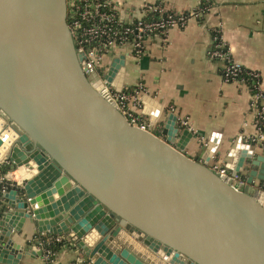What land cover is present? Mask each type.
I'll list each match as a JSON object with an SVG mask.
<instances>
[{"label":"water","instance_id":"1","mask_svg":"<svg viewBox=\"0 0 264 264\" xmlns=\"http://www.w3.org/2000/svg\"><path fill=\"white\" fill-rule=\"evenodd\" d=\"M66 11V0H0V160L28 172L2 194L0 249L28 251L19 233L29 227L30 251L34 233L64 234L81 264H264V205L253 189L264 154L233 139L223 164L247 176L237 190L184 153L191 132L178 131L173 113L164 137L131 124L84 74ZM126 64L113 57L105 75L117 90ZM153 104L142 96L152 122ZM218 142L215 133L208 157Z\"/></svg>","mask_w":264,"mask_h":264},{"label":"crops","instance_id":"2","mask_svg":"<svg viewBox=\"0 0 264 264\" xmlns=\"http://www.w3.org/2000/svg\"><path fill=\"white\" fill-rule=\"evenodd\" d=\"M133 15L140 14L144 3L163 4L168 10L188 11L200 5L207 11L198 17H191L182 27H173L163 37L153 38L145 47L149 57L148 67L141 69L139 63L127 58L122 75V85L134 91L141 84L146 94L154 101L158 116L152 122L151 116L141 114L146 129L164 137L162 129L167 116L173 113L178 117L186 116L191 122V136L183 151L191 158L206 160L210 163L226 161L225 154L238 135H254L252 124L254 111L251 106L249 84L225 81L221 75V63L209 57L213 35L219 33L221 40L230 51L233 60L245 69L256 70L261 76L264 90V0H126ZM127 6V7H128ZM126 11H119L123 20H129ZM128 46L119 47L114 56L126 53ZM170 106L172 108L170 109ZM243 122H246L243 125ZM175 125L176 121H175ZM178 127V126H177ZM183 129H179L181 131ZM218 134L215 154L208 157L204 151L213 134ZM246 142V141H245ZM255 153L264 154L257 143L249 142ZM4 159V158H2ZM16 167L17 171L24 168ZM243 178L247 176L241 175ZM25 177V176H24ZM247 183L243 189H247ZM253 189L264 190V180L254 178ZM5 198L0 197V208ZM23 245L26 252L12 254L0 249V264H44L39 250L30 251L33 244L25 235ZM49 236L46 233L35 235ZM65 236L64 234H62ZM67 241H70L65 236ZM19 243V242H17ZM36 245V241H35ZM57 264H81L82 255L70 243L58 251Z\"/></svg>","mask_w":264,"mask_h":264},{"label":"built area","instance_id":"3","mask_svg":"<svg viewBox=\"0 0 264 264\" xmlns=\"http://www.w3.org/2000/svg\"><path fill=\"white\" fill-rule=\"evenodd\" d=\"M126 0H66L67 27L74 42L75 51L81 56L80 66L92 82L101 80L99 88L101 94L109 98L116 105L120 113L128 121L141 128L146 129L141 117V98L146 91L139 84L136 90L131 91L122 84L119 90L109 85L105 80L109 64L114 52L119 47L128 46L129 50L123 52L125 58H131L136 63L145 54V47L148 41L153 38L163 37L173 27L184 26L189 18L198 17L207 11V6L200 5L188 11L168 10L163 4L144 3L140 8V14L133 15ZM128 10L131 16L129 20H123L119 11ZM209 57L221 63V75L225 81H234L241 84L250 80L251 106L254 111L252 124L255 134L246 136L247 143H257L264 151V90L261 86V76L256 70L245 69L236 63L231 57L230 51L221 40L219 33L213 35L209 49ZM246 70V77L241 72ZM172 106H170V109ZM246 122H243L245 125ZM176 124L179 129H192L188 117H178ZM0 164L7 165V158L1 159ZM217 176L229 183L233 188L241 190L246 183L245 178L238 174H231L230 171L219 162L210 163L208 166ZM17 170H6L0 174V183H9L8 187H22V179H12L9 176ZM28 174V172L26 171ZM6 183V185H7ZM2 187L1 193L10 190ZM258 197L264 205V190L258 189ZM43 236V235H41ZM44 239H36V246L39 250L44 264H57V251L47 247L52 242H60L66 239L63 235L43 236Z\"/></svg>","mask_w":264,"mask_h":264},{"label":"trees","instance_id":"4","mask_svg":"<svg viewBox=\"0 0 264 264\" xmlns=\"http://www.w3.org/2000/svg\"><path fill=\"white\" fill-rule=\"evenodd\" d=\"M241 75H243L244 77H246V70H243L242 72H241ZM246 84H251V81L250 80H246ZM6 170H8V167L6 166V165H4V164H0V174H3ZM7 183V182H6ZM6 183L3 181V182H1L0 183V197L2 196V193H1V190H2V187H8L9 186V183H7V185H6ZM9 189H12V188H14V187H8ZM2 205H3V203H2ZM1 212V211H0ZM44 239L45 237H43V236H41V235H39V234H37V235H35V239L33 240L34 241V243H35V241H36V239ZM70 241H67L66 239H63L62 241H60V242H52L51 244H49L47 247H49L50 249H52L53 251H59V250H61L63 247H67V246H69L70 245ZM72 264H76V263H74V262H72Z\"/></svg>","mask_w":264,"mask_h":264},{"label":"bare ground","instance_id":"5","mask_svg":"<svg viewBox=\"0 0 264 264\" xmlns=\"http://www.w3.org/2000/svg\"><path fill=\"white\" fill-rule=\"evenodd\" d=\"M26 174V172L20 169V171H16L14 174H11V176H13L14 178L16 177L18 179H22V177H24Z\"/></svg>","mask_w":264,"mask_h":264},{"label":"rangeland","instance_id":"6","mask_svg":"<svg viewBox=\"0 0 264 264\" xmlns=\"http://www.w3.org/2000/svg\"><path fill=\"white\" fill-rule=\"evenodd\" d=\"M8 170H9V171L16 170V167H15V166H10V167L8 168ZM8 179H10V181H11L12 179H14V177H13V176H9V178H8ZM15 179L19 180V179H18V178H16V177H15Z\"/></svg>","mask_w":264,"mask_h":264}]
</instances>
